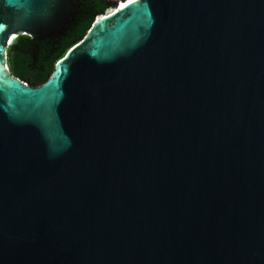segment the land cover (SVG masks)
Masks as SVG:
<instances>
[{
    "label": "water",
    "instance_id": "1",
    "mask_svg": "<svg viewBox=\"0 0 264 264\" xmlns=\"http://www.w3.org/2000/svg\"><path fill=\"white\" fill-rule=\"evenodd\" d=\"M126 1L31 88L79 5L0 0V264H264V0Z\"/></svg>",
    "mask_w": 264,
    "mask_h": 264
},
{
    "label": "trees",
    "instance_id": "2",
    "mask_svg": "<svg viewBox=\"0 0 264 264\" xmlns=\"http://www.w3.org/2000/svg\"><path fill=\"white\" fill-rule=\"evenodd\" d=\"M108 0H76L78 15L68 30L53 39L35 41L19 36L7 50V66L11 75L31 88L44 84L56 63L89 31L96 17L103 16Z\"/></svg>",
    "mask_w": 264,
    "mask_h": 264
},
{
    "label": "built area",
    "instance_id": "3",
    "mask_svg": "<svg viewBox=\"0 0 264 264\" xmlns=\"http://www.w3.org/2000/svg\"><path fill=\"white\" fill-rule=\"evenodd\" d=\"M113 1L118 2V7H119V4H122V2H121L122 0H113ZM114 9L115 8H113V7H109V9L105 11V13L103 14V16H106V15L110 14L111 12L114 11ZM100 17H102V16H100Z\"/></svg>",
    "mask_w": 264,
    "mask_h": 264
},
{
    "label": "snow or ice",
    "instance_id": "4",
    "mask_svg": "<svg viewBox=\"0 0 264 264\" xmlns=\"http://www.w3.org/2000/svg\"><path fill=\"white\" fill-rule=\"evenodd\" d=\"M129 2L131 3V2H134V0H129ZM124 7V5H121V8H123ZM2 27H4L2 24H0V28H2ZM0 47H2V45H0ZM0 63H3V61H0ZM4 67H6V65H4ZM3 68H0V72H3Z\"/></svg>",
    "mask_w": 264,
    "mask_h": 264
},
{
    "label": "bare ground",
    "instance_id": "5",
    "mask_svg": "<svg viewBox=\"0 0 264 264\" xmlns=\"http://www.w3.org/2000/svg\"><path fill=\"white\" fill-rule=\"evenodd\" d=\"M128 1V0H127ZM126 1V2H127ZM126 3H122V4H119V7L118 8H120L121 7V5H125ZM14 39H13V37L11 38V40H10V44H12V41H13Z\"/></svg>",
    "mask_w": 264,
    "mask_h": 264
}]
</instances>
